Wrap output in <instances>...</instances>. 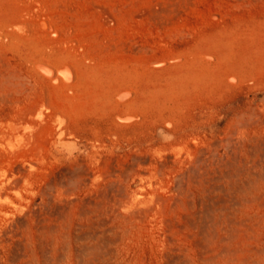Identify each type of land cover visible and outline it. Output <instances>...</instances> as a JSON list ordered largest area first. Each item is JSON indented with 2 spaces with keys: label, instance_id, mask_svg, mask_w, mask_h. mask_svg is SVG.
<instances>
[{
  "label": "rangeland",
  "instance_id": "rangeland-1",
  "mask_svg": "<svg viewBox=\"0 0 264 264\" xmlns=\"http://www.w3.org/2000/svg\"><path fill=\"white\" fill-rule=\"evenodd\" d=\"M0 183V264H264V0H0Z\"/></svg>",
  "mask_w": 264,
  "mask_h": 264
},
{
  "label": "bare ground",
  "instance_id": "bare-ground-1",
  "mask_svg": "<svg viewBox=\"0 0 264 264\" xmlns=\"http://www.w3.org/2000/svg\"><path fill=\"white\" fill-rule=\"evenodd\" d=\"M166 5H167V4H166ZM162 7H163V6H162ZM162 7H161V8H162ZM166 7H167V6H166ZM155 9H156V8H155ZM159 9H160V8H159ZM162 9H163V8H162ZM164 9L166 10V8H164ZM41 67H42L47 73H49V74H51V75H54V73H53V69H52L51 67H49L48 65H41ZM64 73L67 74L68 77H71V73H72V71H71L70 66H66V67H65ZM52 77H53V76H52ZM126 94H128V93H126ZM126 94H123V95H126ZM123 95H121V96L123 97ZM126 97H127V95H126ZM119 98H120V97H119ZM123 98H124V97H123ZM120 99H121V98H120ZM128 120H129V118H128ZM27 124H28V123L26 122V120H25L24 118H20V119H18L17 121H15L14 123H12V132H13V133L11 132L12 135H13V134L15 135V134L19 133V132H20L19 130H20V128H22V127H23V128H24V127L26 128V127L28 126ZM75 147H76V149H79V150H82V149L84 148V146H83L82 144H75ZM11 173H13V172H11ZM18 173H20V172H18ZM6 174L8 175L9 172H8V173L6 172ZM20 174H21V173H20ZM12 175H14V174H11V175L9 174V177L12 176ZM15 175H16V174H15ZM15 175L13 176V178L15 177ZM17 175H18V174H17ZM4 176H5V175H4ZM2 177H3V176H2ZM6 177H7V176H6ZM6 177H5V178H6ZM18 178H19V177H18ZM20 178H21V177H20ZM20 178H19V179H20ZM15 179H16V178H14V180H15ZM19 179H17V181H18ZM9 180H10V179L8 178V182H9ZM11 180H13V179L11 178ZM11 180H10V181H11ZM6 181H7V180H5V182H4L5 184H6ZM13 182H15V183L17 184L16 181H13ZM15 183H14V184H15ZM0 184L2 185V183H0ZM16 184H15V185H12V186L15 187ZM17 185H19V183H18ZM2 186H4V185H2ZM0 187H1V186H0ZM5 188H7V187H3V189H5ZM17 188H18V187H17ZM3 189L0 188V191L2 192ZM14 189H15V188H14ZM6 190H7V189H6ZM15 191H16V190H15ZM15 191H14V192H15ZM1 192H0V193H1ZM3 192H5V190H3ZM3 192H2V193H3ZM9 193H10V192H9ZM4 194H5V193H4ZM4 194H3V195H4ZM0 195H1V194H0ZM5 196H6V194H5ZM5 196H3L2 199H3V198L6 199V197H7L8 195H7L6 197H5ZM20 196H21V195H20ZM0 197H1V196H0ZM7 198H9V197H7ZM0 199H1V198H0ZM2 199H1V200H2ZM1 200H0V203L2 204L5 200L3 199L4 201H2V202H1ZM4 205H5V204H4ZM42 214H43V213H42ZM39 221H41V220H39ZM57 227H58V226H57ZM13 229H14V228H13ZM57 230H58V229H57ZM6 231H7V230H6ZM19 249H20V248H19ZM14 250H15V249H14Z\"/></svg>",
  "mask_w": 264,
  "mask_h": 264
}]
</instances>
